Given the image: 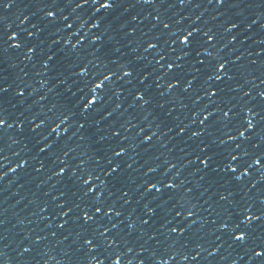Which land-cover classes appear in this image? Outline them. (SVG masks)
<instances>
[{"label":"snow or ice","instance_id":"1","mask_svg":"<svg viewBox=\"0 0 264 264\" xmlns=\"http://www.w3.org/2000/svg\"><path fill=\"white\" fill-rule=\"evenodd\" d=\"M191 2L144 0V3L153 4L162 11L156 13L155 22L149 29L152 36L144 47L145 53L149 49L156 53L155 64L151 71H143L147 65L134 66L130 61L102 55L103 34L80 35V30L90 20L92 27L100 28L106 15L119 7L120 0H36L34 6L39 16L31 24L32 30L22 27L30 17L37 16V13L23 11L29 5L20 7L18 0H0V10L20 9L19 24L11 31L9 29L13 26L0 11V65L16 68L21 61L30 63L38 80V84L33 83L29 72L23 68L20 73L10 76L0 67V139L7 138L13 125L24 133L25 122H28L32 140L31 146L25 144V155L9 171L22 168L27 172V165L32 162L34 174L47 172V179L55 177L56 183L63 186L64 190L59 193L62 200L53 196L54 205L46 201L37 206L41 213L50 207L55 208L52 214L62 218L57 228L68 231L63 236L64 240L75 235L73 251L81 258L88 257L85 264H101L97 255L88 256L93 250L98 254L105 253L103 259L110 260L111 264H121L134 250L148 253L146 257H133L136 264H169L179 248L191 247L196 249L192 256L196 260L205 251L197 234L209 223L213 227L208 231L219 233L209 255L227 243L229 248H243L256 264H264V189L257 188L255 199L248 195L258 183L257 179L251 178L252 172H259V179H264V146L260 140H253V135L259 134L255 131L257 128L264 130V107L249 105L245 100L236 110L229 92L242 87L236 82L241 68L236 61L241 59L242 53L234 59L222 54V49L237 40L239 33H232V30L237 29L241 21L229 18L222 23V29H217L207 22L196 25L195 21H199L200 16H196L195 21L182 24L184 16L173 20L164 15L167 9L184 7ZM208 3L225 9L242 10L243 7L240 0H208ZM89 4L92 5L91 15L85 16L82 10ZM261 5H264V0L247 7ZM194 6L200 7V4ZM101 10H104L103 14ZM215 19L213 16L212 20ZM251 23L245 27L251 28ZM38 33L45 39H28L37 37ZM227 33L232 34L226 43H222ZM109 41L112 42L113 38L109 37ZM12 50H21L17 53L19 60H12ZM259 51L264 52V49ZM165 56L171 62L161 63ZM148 63L152 64V61ZM153 73L155 76L149 83L148 78ZM134 74L138 75L136 83H133ZM52 80L55 83L49 86ZM57 85L63 87L58 89ZM41 88H46L47 93L56 89V98L50 102V107L41 103L46 99L45 95L29 103V98ZM125 92L129 97L128 108L143 110L142 118L145 120L135 134L138 139L132 143H128L129 136L122 135L121 130L128 132L139 121L131 123L135 119L131 114L127 119H120L127 111L122 109L121 94ZM166 93L173 99L172 107L179 101L180 108H187L185 101H191V119L185 122L173 118L169 123L172 107L165 109L168 104V100L163 99ZM257 95L264 101V90ZM243 96L250 97L251 89L244 91ZM13 98L18 104H27V108L10 111ZM204 98H208L207 102L200 104ZM32 105H39L40 111L27 115ZM153 105L160 112L155 111ZM104 121L107 123L102 125ZM197 122L199 127L191 130L190 135H182L189 131V125ZM146 128L149 130L147 133ZM103 129H107V133ZM174 129V136L184 144L181 151L189 159L179 163V168L177 162L165 160L162 171L151 177L148 174H156L160 165L147 167L146 178L135 183V189L139 191L133 202L132 190L128 188L127 172L133 165L129 150L132 149L135 156L139 155L135 151L139 147L148 152L156 147L154 139L159 141L163 136H167L163 141L166 145L173 139ZM28 139V136H21V140ZM74 140L90 150V153L81 151L77 154L85 158L77 159L73 155L69 159L70 153H76L80 147V144L71 143ZM229 141L239 142L233 147ZM19 142L12 140L13 144ZM0 152H3L2 148ZM13 155L20 156V153ZM89 160L93 161L91 165ZM0 161L6 164L7 157L0 155ZM189 164L193 167L188 175L198 176L195 187L201 190L199 196L207 194L205 203L208 204L209 215L216 213L210 221L198 215L201 209L199 200L193 198L194 189L187 179L180 178V169ZM173 169L175 171H171ZM6 175L7 172L0 171V179ZM245 177L250 178L247 183ZM30 203L37 204L36 198ZM134 216L136 219H131ZM114 217L128 220L126 232L119 229L123 221L113 222ZM4 223L0 219V225ZM108 233L111 235H106ZM51 235L55 237L57 232L52 231ZM145 236L154 241L150 249L145 248ZM42 239L37 236L29 242L25 233L19 245L20 256L33 252L34 244ZM120 245H123V251ZM5 255L0 249V257ZM181 259H188L186 251ZM0 264L9 262L0 259ZM126 264H132V260H127ZM231 264H236V261Z\"/></svg>","mask_w":264,"mask_h":264},{"label":"water","instance_id":"2","mask_svg":"<svg viewBox=\"0 0 264 264\" xmlns=\"http://www.w3.org/2000/svg\"><path fill=\"white\" fill-rule=\"evenodd\" d=\"M36 0H18L20 7H29L23 8L24 12L37 13V9L34 6ZM242 4L241 9H225L217 7L214 3L209 4L208 0H192V2L184 7H179L175 9H167L164 12V15L170 19H177L180 16H184L185 20L182 24H187L191 21H195L196 16H200L199 21H195L196 25H201L207 22L208 25L214 26L217 29H222V23L228 21L229 18L233 21H241L237 29H233L232 33H239L237 40L227 45L226 48L222 49V54L228 58L234 59L235 56L241 55V59L236 61V64L240 65V72L237 75L236 82L241 84V88L235 91H230L229 95L233 97V103L236 104V110H239L241 104L247 100L249 105H257L258 107H264V101L257 95L260 90H264V52H260V49H264V5L260 7H247L249 4H258L259 0H240ZM167 3V0H165ZM199 3L200 7H195L194 5ZM92 5L89 4L85 6L82 10L85 16L91 15ZM7 16V22L10 23L13 28L9 31L15 29L19 24L18 15L20 9L13 7L7 10H0ZM162 11L161 8L155 7L153 4L144 3V0H120L119 7L112 10L106 15V20L101 24L100 28H95L91 26V20L85 25L83 29L80 30V35L88 34H103V48L101 49V54L108 56L110 59L119 58L122 61H130L134 66L147 65L143 71H151L152 66L155 64L156 53L154 50L149 49L148 52H144V47L146 46V41L151 38L152 33L149 31L151 24L155 22L154 17L157 12ZM104 13V10H101V14ZM175 13V15H172ZM220 13V15H218ZM39 13L36 17H30V21H26L25 27L27 30H32L31 24L36 22ZM216 16L215 20H212V17ZM135 17V19H133ZM255 21V23H251ZM251 23V28H246L245 25ZM110 24V26H109ZM107 29V30H106ZM232 33H227L225 35V40L222 43H226L228 38ZM109 37L113 38V41H109ZM247 37V39H245ZM29 40H40L45 39V36L37 34V37H29ZM75 39V38H73ZM118 49V50H114ZM229 49H233L229 51ZM21 50H12L10 56L12 60H19L20 56L17 55ZM251 53V55H249ZM259 53V55H257ZM139 56L140 59L137 60L136 57ZM152 61V64L148 62ZM255 61V63H253ZM11 62V61H10ZM171 62L168 60V57L165 56V60L161 63L166 64ZM0 67H3L5 71L11 76L15 73H20V69L23 68L25 71L29 72L30 77L33 80V83L38 84V80L34 75L35 69L31 67L30 63L21 61V63L16 68H11L8 64H2ZM39 67V66H37ZM171 71V70H170ZM152 76L148 78V82L151 83L153 80ZM255 77L256 79H253ZM41 79L44 77H40ZM138 81V75L134 74L133 83ZM55 83V80H52L49 84ZM62 85H57V88H62ZM130 87V86H125ZM251 89V96H243V92ZM55 91L53 93H47L46 88H41L37 93L33 94L29 98V103L32 99H38L40 95H45L46 99L41 101L45 107H50V102L53 101L55 97ZM195 95V94H193ZM123 103L122 109H127L125 111L124 117H120L121 120L127 119L129 114L135 117L131 120V123L137 124L136 127L131 128L128 132L121 130L122 135L129 136L128 143L134 142V139H138L135 136L138 128L145 123L143 117V110L128 108V95L127 92L121 94ZM161 99V98H157ZM163 99L168 100V104L165 105V109L172 107L173 99L165 94ZM208 98L200 101V104L206 103ZM113 101H116V98L113 97ZM188 104L187 108H180L179 101L175 102V106L172 107L171 117H169V123L172 122L173 118L187 122L191 119L192 104L190 100L185 101ZM111 104V102H110ZM10 111H24L27 108V104H18L13 98L9 105ZM212 105H209L211 108ZM155 111L160 112V109L153 105ZM40 111L39 105H32V108L29 110L27 115H30L32 112ZM163 115V112H161ZM243 116L244 113H241ZM151 119V116L148 118ZM255 120V118H253ZM102 125L107 123V121L101 122ZM199 127V123L196 125H189V131L182 134L184 136L190 135L191 130H194ZM30 124L25 122L24 133H21L19 129L13 125L11 129L8 130L7 138L0 139V148L3 149V152H0V155L7 157V163L4 164L3 161H0V164H3V167L0 168V171L7 172V175L0 179V219H3L5 223L0 225V249L5 252L4 257L0 259H7L9 264H85V256L81 258V255L73 249L76 245L73 243L75 240V235L69 236L68 240H64L63 236L68 234V231L65 229H58L57 224L61 222L62 218L52 213L55 211L54 207H50L45 210L44 213L39 211L38 204L44 202H50L54 205L56 201H52V197L56 196L58 200H62L63 197L59 196V193L64 190L61 184L56 183V178L53 177L51 180L47 179L49 173L43 172L39 175L34 174L31 171L32 162H29L27 165L28 171L25 172L22 168H16L15 172L9 171V168L15 167L16 162L20 159L21 156L25 155L24 147L28 143L29 146L32 144L31 134L29 133ZM107 133V129H103ZM149 130L146 128L145 133ZM253 130H250V132ZM258 132V135H253V140H260L261 146H264V140H261V136H264V130L257 128L255 130ZM175 129L173 130V139L168 140L166 145H163V141L167 139V136H163L159 141L154 139L156 147L150 149L148 152L143 151L142 147L137 148L135 151L139 152L138 156L132 155L133 150H129V154L132 157L133 165L132 169H129L127 174L129 176L128 188L132 190L133 202H135V197L138 194V189H135V183L145 179L144 173L149 166L160 165V168L157 170L156 174L149 173L148 176L159 174L165 166V160L171 162H177V167L179 168V163H183L184 160L189 159L185 157L181 148L184 147L183 143L178 142V139L174 136ZM141 133V135L145 134ZM28 136L27 141L21 140V136ZM16 139L20 141L19 143L13 144L12 140ZM239 141H229V145L234 147V144ZM73 145L80 144V147L76 149V153H70L69 159L73 155L77 156V159L85 158L77 155L81 151H89L85 145L77 140L71 142ZM184 143L191 145V141H185ZM163 145V146H162ZM171 149V152L168 150ZM13 153H20V156L13 155ZM147 161V163H145ZM93 161H88V164L91 165ZM198 163V162H197ZM193 165H186L184 169H180L182 179H187L190 185L193 187V198L199 200L198 207L201 209L198 212V215L202 218H207L209 221L216 215L212 213L209 215L208 204L205 203L207 200V194L204 196H199L200 189H197L195 185L198 182L197 174L189 176L188 173L191 171ZM255 167V166H254ZM175 171V169L171 170ZM171 171L169 175L171 174ZM260 173L253 171L252 177L258 180L256 188L251 189L248 195L252 196L253 199L258 195L257 188L264 189V179H259ZM249 177H245V182L249 181ZM44 183H40V181ZM153 192L155 189L152 190ZM47 193V195H45ZM239 195V194H238ZM36 198L37 204L30 203L33 198ZM247 198V197H246ZM74 199V198H73ZM215 206V205H214ZM219 211V209H217ZM143 214V213H141ZM71 215V214H70ZM43 217V218H42ZM66 219V217L64 218ZM131 219H136L135 216ZM122 220L123 223L119 225V229L122 232H126L128 229L126 227L128 220L124 217H114L113 222ZM136 223L139 224V221L136 220ZM211 223L207 224L200 232L197 234L198 238L203 242V247L205 251L200 253V256L196 260L192 259V256L195 255L196 249L194 248H179L177 255L173 260L169 261V264H231L233 260L236 261V264H256V261L250 260L248 254L241 247L229 248L227 243L222 245L216 253L209 255L211 252V245L215 241V236L218 235V232H210L209 228H212ZM52 231H56L57 235L53 237L51 235ZM115 231V230H113ZM27 233L29 237V242L34 241L37 236L43 237V239L34 244V251L27 253L24 257L20 256V247L19 245L23 242L22 238L24 234ZM106 235H111L108 233ZM135 235V233H134ZM175 235V234H173ZM182 239V238H181ZM144 240L147 241L145 248L150 249L154 246L153 240H148L147 236L144 237ZM78 243V241H77ZM121 250H124L123 245H120ZM188 253V259H181V256L184 252ZM87 252V249H85ZM97 255V258L101 260V264H111L110 260H104L103 256L105 253L100 252L99 254L93 250L88 253V256ZM147 252L137 253L135 250L132 253H128L127 256L121 261V264H126L127 260H132V264H136V260L133 257H146Z\"/></svg>","mask_w":264,"mask_h":264}]
</instances>
